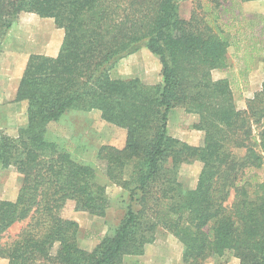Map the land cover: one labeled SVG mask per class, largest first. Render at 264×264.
Listing matches in <instances>:
<instances>
[{"label":"trees","instance_id":"trees-1","mask_svg":"<svg viewBox=\"0 0 264 264\" xmlns=\"http://www.w3.org/2000/svg\"><path fill=\"white\" fill-rule=\"evenodd\" d=\"M207 1L201 15L184 20L180 0H0V46L22 13L63 31L56 57L27 59L14 99L27 105L25 126L15 137L0 131V170L22 177L16 199H0V259L122 264L144 255L162 229L181 243L182 264L227 252L239 264H264V180L253 173L264 167V83L240 110L230 82L212 77L227 69L230 46L236 52L229 67L239 75L264 50L240 49L218 22L227 0ZM254 1L264 0L239 3ZM141 48L158 58L161 84L112 77L116 64ZM176 107L197 116L192 129L203 134L200 145L170 136ZM71 111L99 112L125 132L124 146H101L97 165L76 160L48 132ZM193 162L201 170L195 188L185 189L179 169ZM108 185L127 194L124 216L93 251L84 250L79 224L65 210L105 217Z\"/></svg>","mask_w":264,"mask_h":264},{"label":"rangeland","instance_id":"rangeland-1","mask_svg":"<svg viewBox=\"0 0 264 264\" xmlns=\"http://www.w3.org/2000/svg\"><path fill=\"white\" fill-rule=\"evenodd\" d=\"M208 2L207 0H201V3L200 0H180L179 15L184 20H189L194 13L201 15L200 6L203 8ZM122 6L125 8V3ZM225 7L228 9L220 13L218 21L221 26L224 25V32L234 38L233 40L240 41L238 45L240 49L244 46H254L264 50V1L239 3V0H227ZM62 32L55 27L51 19H42L33 14H20L0 46V92L13 86L4 84L3 80L6 81L12 73L20 75L22 64L31 54L53 55L63 39ZM235 52L234 46L228 48L227 69L214 71L212 77L215 80L227 79L231 82L230 87L235 105L238 109L244 110L246 102L261 89L253 93L240 89L245 88L243 76L234 73L236 69L234 65L229 67L231 63H234ZM256 63L264 69V52L256 59ZM2 74H4L3 78ZM112 77L124 80L138 78L142 83L150 86L162 82L159 60L145 48L120 60L112 71ZM259 77L264 79L263 74ZM25 110L24 104L4 100L0 102V131L10 137H15L18 130L25 126ZM197 121V116L186 114L182 108H173L168 116V132L174 138L198 146L202 143L203 134L192 129V125ZM48 132L50 137L66 142L71 147L72 156L83 163L96 164V153L101 146L107 145L121 149L125 143V132L103 122L97 111L88 113L71 111L58 122L51 123L48 126ZM200 170L199 162L182 165L179 169L178 181L185 189H194ZM253 173L257 174L259 179L264 180V167ZM99 174L102 175L101 172ZM21 179L22 177L12 168L0 170V199L15 200L21 186ZM107 193L110 207L105 217H95L76 211L73 206H68L65 210V217L79 224V241L84 250L93 251L105 235L115 230L124 216L121 201L126 199L127 194L113 185L107 186ZM21 226L22 224H19L12 228L9 232L10 236H14ZM182 250L183 247L178 239L169 232L159 229L154 242L146 246L144 255L125 257L122 264L133 262L182 264ZM0 264H7V260L0 259ZM203 264H239V260L232 252H227L222 257L209 258Z\"/></svg>","mask_w":264,"mask_h":264},{"label":"crops","instance_id":"crops-1","mask_svg":"<svg viewBox=\"0 0 264 264\" xmlns=\"http://www.w3.org/2000/svg\"><path fill=\"white\" fill-rule=\"evenodd\" d=\"M61 43H62V41L58 44L57 51L53 55H46V54H36V55H44V56H48V57H56V55L58 54V51L60 49ZM27 59L22 64V67H21L22 69L20 71V75L17 76V74L15 75V73H12V74H10L8 76L6 81L3 80L4 84L6 83L8 86H9V84H12L13 86L12 87H7L8 89L2 90L0 92V102H3V100H4V101H11V102H13L15 104H20V105L24 104L26 109H27V105H26L25 102H18V103L14 102L17 86H18L19 80L21 78V75L23 73V70H24L25 64L27 62ZM257 64L258 63H256V60H255L253 66L251 67V69L248 72H246L245 74L242 75L243 76V81H244L243 86L245 88H240L241 90L242 89L243 90L246 89V91H248V92L252 91V93H253V92H256L257 90L259 91L261 89V86L264 83V79H261L259 76H260V74H263V76H264V69L262 67L258 66L259 64L258 65ZM234 73L235 74L236 73L239 74L237 69H234ZM3 77H4V74H2V78ZM25 112H26V110H25ZM25 124H26V122H25Z\"/></svg>","mask_w":264,"mask_h":264}]
</instances>
